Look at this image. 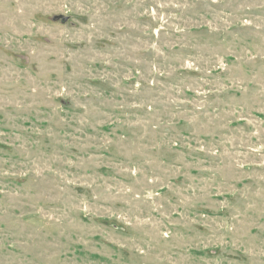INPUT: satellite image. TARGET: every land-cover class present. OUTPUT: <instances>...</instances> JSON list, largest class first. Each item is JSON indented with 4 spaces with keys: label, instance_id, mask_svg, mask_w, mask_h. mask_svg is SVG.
Instances as JSON below:
<instances>
[{
    "label": "rangeland",
    "instance_id": "374dc122",
    "mask_svg": "<svg viewBox=\"0 0 264 264\" xmlns=\"http://www.w3.org/2000/svg\"><path fill=\"white\" fill-rule=\"evenodd\" d=\"M0 264H264V0H0Z\"/></svg>",
    "mask_w": 264,
    "mask_h": 264
}]
</instances>
